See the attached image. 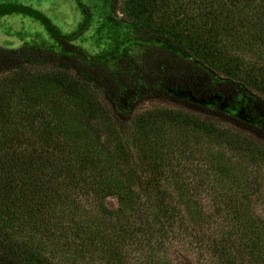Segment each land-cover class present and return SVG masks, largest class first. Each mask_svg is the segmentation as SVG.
<instances>
[{"label": "trees", "instance_id": "1", "mask_svg": "<svg viewBox=\"0 0 264 264\" xmlns=\"http://www.w3.org/2000/svg\"><path fill=\"white\" fill-rule=\"evenodd\" d=\"M243 16L253 18L247 46L258 51L264 7ZM222 29L231 35L229 25H210L201 45L169 34L166 41L180 52L160 48L142 65L121 63L118 78L68 36L53 35L67 60L48 50L0 47V264H264V219L249 196L255 180L242 167L224 171L219 160L194 166L187 151L195 129L209 131L212 123L197 118L194 129L176 126L168 136L160 121L133 115L153 98L264 141L261 120L209 103L218 97L237 106L252 93L221 63ZM245 112L264 116V100H247ZM205 192L212 193L207 210ZM174 245L193 258L172 257Z\"/></svg>", "mask_w": 264, "mask_h": 264}, {"label": "rangeland", "instance_id": "2", "mask_svg": "<svg viewBox=\"0 0 264 264\" xmlns=\"http://www.w3.org/2000/svg\"><path fill=\"white\" fill-rule=\"evenodd\" d=\"M258 7H264V0H0V47L48 50L67 60L70 55L53 35L68 36L70 42L84 50L88 58L118 78L121 63L142 65L145 57L156 56L160 48L180 52L177 44L166 41L165 36L169 34L187 46H190V38L201 45L211 36L207 31L210 25L222 28L229 25L231 35H225L222 29L221 36L216 37L225 54L221 63L244 77L252 93L250 97L245 96L238 101L237 106L226 104L218 97L211 98L209 103L227 108L242 118H255L264 123V116L261 119L258 115L254 117L245 112L247 100L252 101L255 97L264 100V45L259 46L258 51L248 48L250 34L247 26L251 24L248 20L253 18L242 19L248 8L253 10ZM202 25L201 35L192 37V33ZM239 36L243 39L240 40ZM118 87L122 88L120 81ZM174 93L187 100L193 99L184 91ZM133 115L160 121L162 131L168 136L176 133V126L194 129L192 122L197 118L212 123L209 131L204 126L195 129L199 133L187 148L193 153V165L209 168V164H216L219 160L221 164H226L224 171L243 168L247 179L255 180L249 195L254 212L264 219L263 140L232 125L196 114L184 106L153 98L138 103ZM137 133V128L131 125L128 131L130 137L135 138ZM211 174L210 179H213L215 173ZM211 197L212 193L207 192L200 195L206 210L211 207ZM168 247L172 257L193 258L190 252L183 250V246ZM42 252L45 256L48 254ZM56 257L60 256L56 255L50 262L57 263ZM175 263L176 259H173ZM132 264H139V261Z\"/></svg>", "mask_w": 264, "mask_h": 264}]
</instances>
